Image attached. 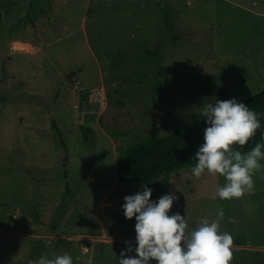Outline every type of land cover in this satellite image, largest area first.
Returning <instances> with one entry per match:
<instances>
[{
	"label": "rangeland",
	"instance_id": "374dc122",
	"mask_svg": "<svg viewBox=\"0 0 264 264\" xmlns=\"http://www.w3.org/2000/svg\"><path fill=\"white\" fill-rule=\"evenodd\" d=\"M221 89H264V0H0V264H118L142 184L117 182V155L205 119ZM253 180L222 200L223 176L175 171L169 214L194 229L223 212L220 231L247 238L230 264H264V167Z\"/></svg>",
	"mask_w": 264,
	"mask_h": 264
},
{
	"label": "clouds",
	"instance_id": "9594fccd",
	"mask_svg": "<svg viewBox=\"0 0 264 264\" xmlns=\"http://www.w3.org/2000/svg\"><path fill=\"white\" fill-rule=\"evenodd\" d=\"M199 115L205 118L204 140L195 155L190 168L191 174L199 179L205 171L225 178L218 187L220 199L239 198L245 192L254 190L253 175L264 165V143L257 142L248 152L242 153L232 146L243 147L261 127L255 110L236 98L215 100L205 103ZM264 140V136L261 138ZM153 189L147 184L141 190L124 197L121 205L126 219L135 218V247L126 241L118 264H230L233 236L220 231V220L210 221L202 217L198 226L189 229L187 213L172 214L170 210L177 196L166 193L152 199ZM135 255H128L133 252ZM32 264H73L67 253L49 258L41 255Z\"/></svg>",
	"mask_w": 264,
	"mask_h": 264
},
{
	"label": "trees",
	"instance_id": "16d2710c",
	"mask_svg": "<svg viewBox=\"0 0 264 264\" xmlns=\"http://www.w3.org/2000/svg\"><path fill=\"white\" fill-rule=\"evenodd\" d=\"M218 95L220 100L230 99L226 89H221ZM243 103L255 110L261 124V127L246 145L243 147L238 144L232 146L236 150L246 153L257 142L264 143V140L261 139L264 136V89ZM206 126L205 119L194 121L176 127L166 136L152 137L128 146L116 157L117 182L148 185L163 178L160 182H156V185L161 189L160 196L166 194L170 175L175 171L194 166L195 161H192L191 158L203 143ZM82 129L85 133L91 132L90 128L82 127ZM155 195L158 196V194ZM246 244L247 239L244 236L233 239V245Z\"/></svg>",
	"mask_w": 264,
	"mask_h": 264
},
{
	"label": "built area",
	"instance_id": "2783aa9c",
	"mask_svg": "<svg viewBox=\"0 0 264 264\" xmlns=\"http://www.w3.org/2000/svg\"><path fill=\"white\" fill-rule=\"evenodd\" d=\"M75 84H76V85H79V82L77 81V82H75Z\"/></svg>",
	"mask_w": 264,
	"mask_h": 264
},
{
	"label": "crops",
	"instance_id": "0c3cea01",
	"mask_svg": "<svg viewBox=\"0 0 264 264\" xmlns=\"http://www.w3.org/2000/svg\"><path fill=\"white\" fill-rule=\"evenodd\" d=\"M117 169V168H116ZM247 239V238H246ZM81 240V239H80ZM82 242H83V240H82ZM85 244H84V242H83V246H84Z\"/></svg>",
	"mask_w": 264,
	"mask_h": 264
}]
</instances>
